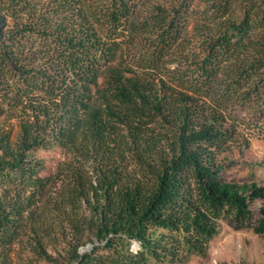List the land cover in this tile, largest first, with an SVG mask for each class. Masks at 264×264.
I'll return each mask as SVG.
<instances>
[{
	"label": "trees",
	"instance_id": "trees-1",
	"mask_svg": "<svg viewBox=\"0 0 264 264\" xmlns=\"http://www.w3.org/2000/svg\"><path fill=\"white\" fill-rule=\"evenodd\" d=\"M196 1H0V99L19 120L0 125V264L23 233L50 262L65 244L60 264L206 258L221 219L264 235V184L220 160L235 113L264 107V0H198L192 71L171 76Z\"/></svg>",
	"mask_w": 264,
	"mask_h": 264
},
{
	"label": "rangeland",
	"instance_id": "rangeland-1",
	"mask_svg": "<svg viewBox=\"0 0 264 264\" xmlns=\"http://www.w3.org/2000/svg\"><path fill=\"white\" fill-rule=\"evenodd\" d=\"M2 1V0H0ZM236 6H239L238 2ZM188 29L180 40L182 43L173 49V59L178 62H169L167 69H170L171 76H174L176 69L191 72V61L193 55L198 52L200 46L197 25L207 19L205 4L196 1L193 6ZM241 13V12H239ZM31 42L30 44H32ZM29 44V45H30ZM39 44L37 43V47ZM40 46V45H39ZM177 76V74H176ZM3 109V110H2ZM260 109V110H259ZM17 110V109H15ZM12 112V113H10ZM14 112L8 105L3 104L0 99V125L4 124L7 128L13 127L14 134L18 132V118L12 116ZM21 112H17L19 115ZM237 134L236 142L231 150L226 151L220 156V160L225 165L224 176L228 180L241 182H257L264 184V107L252 108L250 105L244 109H239L237 113ZM234 115V114H233ZM41 159L46 169L43 175L54 173L57 165L63 160L64 154L61 148L53 146L48 149L39 150L34 154ZM254 220L260 218L261 202L251 205ZM220 233L211 242L209 253L206 258L192 256L184 263H172L169 261H152L150 264H264V235L256 234L252 229L237 230L230 225L229 219L219 220ZM34 242L29 235L23 233L19 241L13 246L11 252L12 264H60L67 254V246L59 243L54 247H48V251L60 262H50L39 258L32 250ZM93 244L89 243L81 247L82 254L91 252ZM132 251L138 252L140 245L132 243Z\"/></svg>",
	"mask_w": 264,
	"mask_h": 264
}]
</instances>
